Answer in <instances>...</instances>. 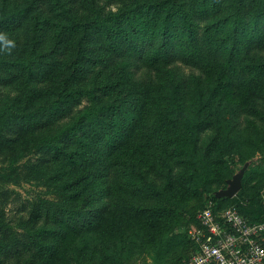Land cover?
I'll use <instances>...</instances> for the list:
<instances>
[{
    "label": "rangeland",
    "instance_id": "374dc122",
    "mask_svg": "<svg viewBox=\"0 0 264 264\" xmlns=\"http://www.w3.org/2000/svg\"><path fill=\"white\" fill-rule=\"evenodd\" d=\"M138 1L0 0V264H174L225 179L248 163L234 195L244 204L264 185V0H172L192 21L238 23L249 36L229 60L206 49L222 39L211 33L198 40L205 64L123 75L103 40L115 47ZM62 8L92 23L69 79L84 100L58 88L81 38L55 32ZM88 98L108 103L93 129Z\"/></svg>",
    "mask_w": 264,
    "mask_h": 264
},
{
    "label": "trees",
    "instance_id": "16d2710c",
    "mask_svg": "<svg viewBox=\"0 0 264 264\" xmlns=\"http://www.w3.org/2000/svg\"><path fill=\"white\" fill-rule=\"evenodd\" d=\"M136 4L137 6L135 8L122 13L121 22L128 25V31L125 32L122 29L123 26L118 25V28L122 30V37L121 39H118L119 42L115 45V47H113V45H109L110 49L113 50H110L106 46L107 42H109L108 40L106 42V39L103 40L102 45V50L108 52V58L112 59L113 66H117L118 71L123 75H132L135 71L139 70L142 67H146L147 65L155 66L161 64L162 66L164 65L174 68L179 67V65L181 64L185 66H197L199 64H205L209 59H207V56H205L206 50L201 51V46L198 44V40L201 35L204 36L211 33H216L222 39L217 43V47L209 42L206 45V49L210 48V50L212 51V56H223L224 54H226L228 55L227 60H229L233 57L234 51L239 52V38L242 34L247 33L245 32L244 27L238 25V23H235L233 25H223V23H219L218 21H208L204 24H199L198 22L192 21L188 17L187 13L183 11L181 7L179 9L172 0H145L138 1ZM138 10L144 11V14L142 15L143 17L141 16L137 18L135 13ZM18 12H24V14L28 13L29 7L21 8ZM59 12V16L61 17L59 19L60 22L56 24L57 29L55 30V32H63L70 35L78 34L81 35V38L75 41V45L73 47V59L64 64L62 67V78L59 81L58 88L60 90H64L65 92H69L70 94H80L79 98H81V100H84V97H82V95L87 94V92L83 90L85 88L80 85L69 84V79L71 77L79 75L83 70V64L86 61L85 58H87L86 52L89 51V45L86 38L88 36L89 28L92 23L88 21L80 24L82 21H80L77 17L70 13L68 9L62 8L59 9ZM263 16V12L259 13L257 16V20H259ZM95 18L96 20H98L99 17L97 18L96 16ZM100 18L103 19L104 17ZM175 18H177L178 20H176ZM93 21L95 20L93 19ZM177 24L180 28L178 31L174 28V26H176ZM105 26L112 25L105 24ZM222 31H227L228 33L225 32L221 36L218 32ZM97 33L103 32L98 31ZM108 33L109 31H107V34ZM229 34H231V36ZM249 40V38H247V41L244 40L242 47L245 46V44ZM55 44L57 45V42H55ZM228 44H230V47ZM35 46V43L32 44L31 50H34ZM108 58L105 57L104 59H106L108 62ZM23 61H25V63L22 64L23 66H32L30 65V58ZM37 65L40 67L39 69H41L42 61L37 59ZM229 66L232 71L235 70L232 63H230ZM94 88L95 87H92L90 89ZM119 98L125 99V97ZM89 100H91V103L93 104H90V111L93 112V116L85 125H88V127L93 129V126H95V118L98 120L102 119L103 113H100V111L102 108L107 109L108 103L96 107L92 102L93 98ZM116 104L114 103V105H109L110 108L113 109V111H116ZM54 113L55 112L49 113V117H54ZM92 120L93 122H91ZM91 123L93 126L90 125ZM77 127L83 129L84 124H82L80 121V123H77ZM117 143L118 142L115 141L113 146H115ZM83 144H86L85 140L79 138V140L77 141V145L73 149V152H77L79 155L80 152H82ZM119 145L120 144L118 143L117 146ZM263 188L264 185L261 186L257 193L245 196V204L240 203L234 196L217 198L214 195V192L217 191L215 190L205 201L201 209L204 208L208 201L211 200L220 208L235 205L243 215L249 217L250 219H261V209L258 199L260 191ZM195 224H197L196 216ZM190 245L191 247L189 252L184 257L179 258V260L174 264H179L185 258H187L188 254L193 249L191 241Z\"/></svg>",
    "mask_w": 264,
    "mask_h": 264
},
{
    "label": "built area",
    "instance_id": "2783aa9c",
    "mask_svg": "<svg viewBox=\"0 0 264 264\" xmlns=\"http://www.w3.org/2000/svg\"><path fill=\"white\" fill-rule=\"evenodd\" d=\"M258 200L261 219L208 201L190 232L193 249L179 264H264V188Z\"/></svg>",
    "mask_w": 264,
    "mask_h": 264
},
{
    "label": "water",
    "instance_id": "95a60500",
    "mask_svg": "<svg viewBox=\"0 0 264 264\" xmlns=\"http://www.w3.org/2000/svg\"><path fill=\"white\" fill-rule=\"evenodd\" d=\"M247 164L248 163H244V165L234 173L231 178L226 179V187L215 191V197H233L239 191L242 186V177Z\"/></svg>",
    "mask_w": 264,
    "mask_h": 264
},
{
    "label": "clouds",
    "instance_id": "9594fccd",
    "mask_svg": "<svg viewBox=\"0 0 264 264\" xmlns=\"http://www.w3.org/2000/svg\"><path fill=\"white\" fill-rule=\"evenodd\" d=\"M9 44H11V41H9Z\"/></svg>",
    "mask_w": 264,
    "mask_h": 264
}]
</instances>
